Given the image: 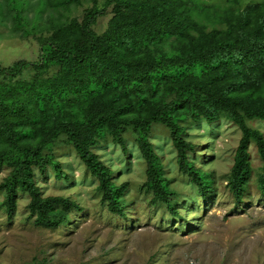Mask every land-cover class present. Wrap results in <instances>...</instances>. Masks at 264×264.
Here are the masks:
<instances>
[{
	"label": "trees",
	"instance_id": "obj_1",
	"mask_svg": "<svg viewBox=\"0 0 264 264\" xmlns=\"http://www.w3.org/2000/svg\"><path fill=\"white\" fill-rule=\"evenodd\" d=\"M0 0V24L32 35L36 60L0 63L1 207L10 217L18 192L28 195L36 225L67 224L78 203L46 195L35 179L49 166L67 178L54 146L68 145L96 180L100 203L123 215L127 182L94 147L102 142L127 153L131 136L144 163L140 188L153 205L177 212L178 192L150 140L163 126L180 173L202 197L215 191L213 173L190 160L196 145L185 138L190 124L226 118L240 138L226 175L235 203L242 200L252 167L253 143L264 191V136L250 120L264 121V0ZM81 7L66 16L59 8ZM111 13L103 31L99 16ZM31 12V16L28 13ZM44 13L46 14L44 16ZM206 19L209 25L203 21Z\"/></svg>",
	"mask_w": 264,
	"mask_h": 264
},
{
	"label": "rangeland",
	"instance_id": "obj_2",
	"mask_svg": "<svg viewBox=\"0 0 264 264\" xmlns=\"http://www.w3.org/2000/svg\"><path fill=\"white\" fill-rule=\"evenodd\" d=\"M246 1L250 0L240 4ZM59 9L66 16L82 10L73 5ZM110 15L107 11L99 16L94 29L103 31ZM11 25L10 16L0 24V63L36 60L38 45L32 35L22 37ZM248 123L264 136L263 120ZM185 138L196 145L188 155L190 160L202 171L213 173L215 191L206 197L179 172L166 129L156 125L150 133L171 177L170 186L178 192L179 217L171 215L165 205L151 204L141 190L144 163L130 135L127 153L111 142L94 147L99 158L114 169V180L128 183L123 215L100 203L96 180L68 145L56 144L53 153L68 177H56L48 166L42 174L35 170L36 183L43 196H69L81 209L72 210L67 224L44 227L29 217L27 194L18 192L9 217L1 207L4 196L0 192V264H264V191L256 180L261 161L254 144L248 146L251 177L242 200L235 203L226 175L240 138L236 125L226 118L193 123ZM7 173V168L0 169V181Z\"/></svg>",
	"mask_w": 264,
	"mask_h": 264
}]
</instances>
